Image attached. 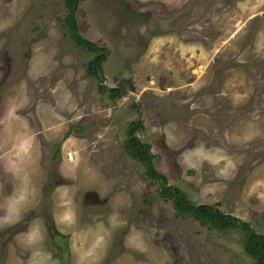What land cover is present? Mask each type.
Returning <instances> with one entry per match:
<instances>
[{"label":"rangeland","instance_id":"1","mask_svg":"<svg viewBox=\"0 0 264 264\" xmlns=\"http://www.w3.org/2000/svg\"><path fill=\"white\" fill-rule=\"evenodd\" d=\"M66 12L64 0H0V109L13 96L21 110L61 113L51 119L59 133L40 135L47 143L37 156L44 212L36 202L0 229V258L26 223L29 249L39 228L47 244L33 252L36 264H73L81 227L69 230L74 218L95 216L86 212L93 198L82 197L88 188L125 199L112 226L120 231L106 239L115 247L101 264L121 252L113 244L124 230L127 242L154 250L157 262L141 264H252L239 227L218 229L177 212L123 142L133 128L166 183L264 235V0H79L78 32L106 49L95 75L86 72L93 52L75 44ZM97 78L134 95L140 112L127 95L99 90ZM95 174L105 188L92 183ZM102 207L93 211L101 215ZM123 249L140 261L150 257Z\"/></svg>","mask_w":264,"mask_h":264},{"label":"crops","instance_id":"2","mask_svg":"<svg viewBox=\"0 0 264 264\" xmlns=\"http://www.w3.org/2000/svg\"><path fill=\"white\" fill-rule=\"evenodd\" d=\"M13 86L18 87V84H13ZM15 100L16 98L11 96L8 100H5L8 101V106L5 107L3 105V108L0 109V229L17 222L16 220H18L23 213H26L31 209L36 202L38 204L37 207L44 212V206L42 205L46 196L44 195L43 199V194L41 195L42 189L40 190V177L42 176L43 166L39 163L37 156H40V153L42 152L41 149L44 147L46 148L47 143L42 141L40 135H43L44 138L48 135L52 136L59 133L61 127L58 124L59 122L51 120L52 118H55V114L61 115L58 110H55L54 108L51 110L45 108L41 109L42 106L40 105H36V109L33 110H21L18 108L16 102H14ZM21 101L23 102L24 98H22ZM28 111L30 113L32 111L35 122H33L34 120L31 121L29 118V115L27 114ZM65 149L71 150L70 147H65ZM83 167L84 165L81 167V170ZM82 174H84L85 178L88 177V174H86L84 170L82 171ZM91 181L92 183L97 185L100 184L105 188L106 184L104 178L102 180L95 174ZM62 184L67 188H76L75 185L70 182H64ZM55 187H57V184ZM92 190L96 193L97 200H100L101 202L97 203L95 201L96 203L94 204V202L89 201L92 205L86 206L89 208L86 212L87 214L95 216H91L90 219L88 218L83 221H79L75 219V217V226H72V228L69 229L74 233L78 230V226L81 225L80 233H75L78 235L79 241L74 240L75 243L71 247L75 250L73 264H101L105 257L103 255L111 253V251H113L111 249L115 247L112 248L110 247L111 244H107L109 236L110 238L112 236L114 237V235H117L120 231L117 227L114 233L115 229L112 226L115 223L114 217L118 221L121 219L119 208H125L122 207L123 205L120 207L125 201L123 197H120L121 192L118 195L114 194L110 198L112 200L110 204L111 200L107 199V196L100 197L101 194L98 191H95L94 189ZM68 191L69 190L66 189L65 193L68 194ZM101 207L104 212L101 215L100 213L97 215L98 213L93 210L100 209ZM109 214L113 215L112 218H109ZM29 226L30 225L25 223L23 230L17 233V235L19 234V238L16 240H9L6 245L5 257L3 259L0 258V264H36L37 261L32 259L33 252H36L37 249H44L47 244L45 245V241L43 237H41V228H39V230L33 235L34 237H31L33 239L31 245L33 249L30 250V238L27 237L28 234H30L28 232V230H30ZM125 232V230L121 231L123 236L122 239L118 244H113L117 246V250L120 247L122 252L124 250L123 247L128 245L131 248L135 247L142 252H149L151 258L143 257L140 261L137 257L134 258L131 253L124 255L121 252H112L111 256L106 259V262H108L107 264H122L126 263L125 260L130 264H141L142 261H151L152 263L157 262L154 256V250L151 249L149 245L144 243L143 240L134 243L127 242L124 234ZM54 239L57 241V244L62 242V238L59 235H55ZM78 243L83 245H78ZM88 245L90 247H88ZM64 255L67 257L66 254ZM123 256L125 257L124 262H122ZM44 263H46V261Z\"/></svg>","mask_w":264,"mask_h":264},{"label":"trees","instance_id":"3","mask_svg":"<svg viewBox=\"0 0 264 264\" xmlns=\"http://www.w3.org/2000/svg\"><path fill=\"white\" fill-rule=\"evenodd\" d=\"M79 0H64L67 8L63 19L66 23L69 34L75 44L87 50H91L93 55L86 62V72L95 75L101 69V61L104 60L105 55L101 53V47H96L89 40L82 38L78 34V27L74 16V12ZM99 90L107 89L108 94L113 98L119 94L117 86L105 87L97 83ZM136 107V104L132 102ZM133 124H137L132 121ZM133 128L129 127V132L123 142V149L133 159L138 160L144 165V172L146 175L158 179L160 185V192L171 199L174 209L180 213L190 214L194 219L200 222H208L215 228L225 229L228 227H239L243 231V250L246 254L253 258L252 264H264V235L253 229L248 221L243 220L229 212H223L214 204L207 202L192 203L190 202L184 192L178 186H170L166 183L164 174L158 171L152 164V153L149 150L147 142L140 141L132 135Z\"/></svg>","mask_w":264,"mask_h":264},{"label":"water","instance_id":"4","mask_svg":"<svg viewBox=\"0 0 264 264\" xmlns=\"http://www.w3.org/2000/svg\"><path fill=\"white\" fill-rule=\"evenodd\" d=\"M73 15V13H72ZM78 34L82 37V38H85L87 40H89L93 45H95L96 47H99L101 45L97 44L94 40H91V39H88L86 38L84 35L80 34L78 32ZM106 49L105 47L102 48V50L100 52H105ZM97 83L100 84V85H103L105 87H109V86H114V85H106L101 79L97 78ZM132 87V86H131ZM119 88V94L120 95H127L130 99H132V101L136 104V106L138 107L139 109V112H140V102L134 97V95L130 94V93H127V91L124 89V88H121V87H118ZM138 119H136V123H137ZM132 135L136 136L135 133H133ZM169 184L170 186H173L172 184L170 183H167ZM232 214V213H231Z\"/></svg>","mask_w":264,"mask_h":264},{"label":"flooded vegetation","instance_id":"5","mask_svg":"<svg viewBox=\"0 0 264 264\" xmlns=\"http://www.w3.org/2000/svg\"><path fill=\"white\" fill-rule=\"evenodd\" d=\"M129 132V130H128ZM136 137V136H135ZM84 196H89V197H92L93 199V202L95 201L96 199V193L92 190V189H87L83 194H82V197L84 198Z\"/></svg>","mask_w":264,"mask_h":264}]
</instances>
